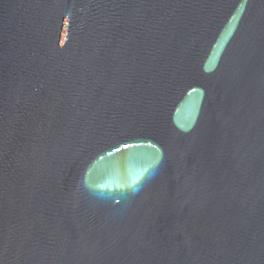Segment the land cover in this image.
Listing matches in <instances>:
<instances>
[{
  "label": "water",
  "instance_id": "95a60500",
  "mask_svg": "<svg viewBox=\"0 0 264 264\" xmlns=\"http://www.w3.org/2000/svg\"><path fill=\"white\" fill-rule=\"evenodd\" d=\"M0 264H264V0H0Z\"/></svg>",
  "mask_w": 264,
  "mask_h": 264
}]
</instances>
